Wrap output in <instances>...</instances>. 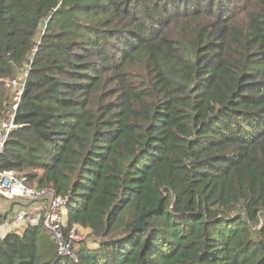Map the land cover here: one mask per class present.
Returning a JSON list of instances; mask_svg holds the SVG:
<instances>
[{"label": "trees", "instance_id": "trees-1", "mask_svg": "<svg viewBox=\"0 0 264 264\" xmlns=\"http://www.w3.org/2000/svg\"><path fill=\"white\" fill-rule=\"evenodd\" d=\"M25 69L0 170L93 245L0 264H264V0H0V123Z\"/></svg>", "mask_w": 264, "mask_h": 264}, {"label": "built area", "instance_id": "built-area-1", "mask_svg": "<svg viewBox=\"0 0 264 264\" xmlns=\"http://www.w3.org/2000/svg\"><path fill=\"white\" fill-rule=\"evenodd\" d=\"M28 76V70L25 69L16 78L7 81L6 86L11 90L12 101L6 112L5 118L0 123V156L4 151V147L10 134L21 127V124L15 122V113L22 95V91ZM43 195H49L51 202L44 212H35L30 208L20 212L19 216L12 223H5L0 227V239L4 238L8 232L14 231L15 226L22 227L27 224H41L45 230L50 232L53 241L56 244L58 254L70 256L76 260L72 247L74 243L80 240L75 230L64 232V220H67L66 200L60 197H52L49 192L28 187L25 184L24 177H18L16 171L0 170V196L18 199V200H36Z\"/></svg>", "mask_w": 264, "mask_h": 264}, {"label": "rangeland", "instance_id": "rangeland-1", "mask_svg": "<svg viewBox=\"0 0 264 264\" xmlns=\"http://www.w3.org/2000/svg\"><path fill=\"white\" fill-rule=\"evenodd\" d=\"M29 187L35 188L36 185L31 184ZM17 201H20V202H17ZM21 201L30 202V204L22 203ZM50 202H51V197L49 195H43L42 197L36 200H18V199H10V198L0 196V226L3 224V222L4 224L12 223L14 220L17 219L20 212L29 210L30 208H32V210L35 212H44ZM2 219H4L3 222H2ZM63 220H64V226L67 227L66 218H63ZM72 230H75L76 234L80 237V240L74 243L72 247V251L73 249L74 250L76 249L77 243H79L80 241L86 242L89 246L93 245V242L91 240L92 234L89 229L81 227L79 225H74ZM45 231L47 235H49V237L53 239L52 234L48 232L47 230ZM67 231L68 230H66V232ZM10 232H15V231L11 230ZM94 245L96 246V243H94Z\"/></svg>", "mask_w": 264, "mask_h": 264}, {"label": "crops", "instance_id": "crops-1", "mask_svg": "<svg viewBox=\"0 0 264 264\" xmlns=\"http://www.w3.org/2000/svg\"><path fill=\"white\" fill-rule=\"evenodd\" d=\"M23 203H30V202H23ZM19 211H20V210H19ZM3 225H4V223H3L1 226H3ZM1 226H0V227H1ZM25 227H26V226H25ZM25 227H24V226H22V227H17V226H15L14 231L20 233V232L23 231V229H24Z\"/></svg>", "mask_w": 264, "mask_h": 264}, {"label": "water", "instance_id": "water-1", "mask_svg": "<svg viewBox=\"0 0 264 264\" xmlns=\"http://www.w3.org/2000/svg\"><path fill=\"white\" fill-rule=\"evenodd\" d=\"M140 221H141V224H140V226L138 228L139 229H143L144 228V219H143V217L140 218Z\"/></svg>", "mask_w": 264, "mask_h": 264}]
</instances>
